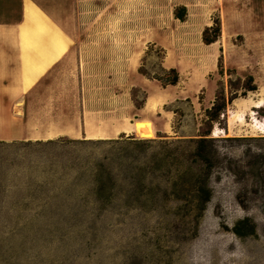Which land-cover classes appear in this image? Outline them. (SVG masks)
Here are the masks:
<instances>
[{"label": "rangeland", "instance_id": "obj_1", "mask_svg": "<svg viewBox=\"0 0 264 264\" xmlns=\"http://www.w3.org/2000/svg\"><path fill=\"white\" fill-rule=\"evenodd\" d=\"M180 2L214 10L212 24L217 18L221 23L216 42L203 41L207 26L199 32L178 20ZM229 3L241 18L227 12L224 27L219 9H225V0L56 3L62 60L51 73L58 104L91 112L104 106L110 115L111 104L130 93L143 106L145 91L123 76H131L135 53L153 32L173 41L170 52L182 76L173 91L191 96L165 105L174 112L170 133H124L115 144L84 146L89 158L105 156V172L115 176L106 182L113 198L97 211H49L41 207L44 196L33 192L57 186L49 171L62 161L71 164V155L49 154L55 146L38 140L0 141V264H264L263 2ZM247 5H253L252 14ZM160 48L166 57L168 49L155 44L142 58L141 65L153 74H163ZM249 75L256 91L245 89ZM203 77L215 83L213 93L202 86ZM217 92L237 97L221 122L213 123L208 167L192 152L194 138L210 128L206 110ZM259 101L262 106L253 108ZM12 129L0 123V136H12ZM128 136L136 141H127ZM64 149L72 152L75 146L66 143ZM125 149L131 155L118 158Z\"/></svg>", "mask_w": 264, "mask_h": 264}, {"label": "crops", "instance_id": "obj_2", "mask_svg": "<svg viewBox=\"0 0 264 264\" xmlns=\"http://www.w3.org/2000/svg\"><path fill=\"white\" fill-rule=\"evenodd\" d=\"M61 1L63 0H0V114H6L4 120L0 118L3 121L0 123L13 126L12 136H0V141H46L59 137L113 138L120 133L136 132L141 129L137 126L142 124L149 125L147 130L150 133L172 132L174 112L165 109V105L176 98L190 97V92H174L176 85L164 87L159 81L147 78L139 71L147 44L150 43L166 47L168 52L162 66L179 71L180 64L173 61V52H170L173 41L158 32H153L146 38L135 53L131 76H123L129 80L131 87L145 91L143 106H137L130 93H123V99L111 104L113 107L111 106L110 111L114 114L110 115H106L108 110L105 111L104 106L100 111L91 112L78 110L76 104L66 106L57 103L58 95L54 89L56 77L51 71L62 60V26L60 13L56 11V3ZM228 1L232 0H225L227 6L219 9L223 27L228 20L227 12H232L233 18H241L233 3ZM262 2L264 10V0ZM178 5L187 9L186 19L178 20L187 23L192 29L202 32L212 24L210 16L214 10L208 13L203 8L190 7L187 2L177 3L175 7ZM252 6L247 5V12L250 14L254 11ZM202 86L206 91H215V83L205 77Z\"/></svg>", "mask_w": 264, "mask_h": 264}, {"label": "trees", "instance_id": "obj_3", "mask_svg": "<svg viewBox=\"0 0 264 264\" xmlns=\"http://www.w3.org/2000/svg\"><path fill=\"white\" fill-rule=\"evenodd\" d=\"M183 10L184 12H181ZM187 9L181 7L175 11V16L180 20L186 19ZM221 36V23L220 19L214 20L211 26H207L203 31V41L206 44L216 42ZM155 44L150 43L146 54ZM160 51L164 54L166 52L163 48ZM220 73L223 74L224 68L222 64V56L219 59ZM163 74H153L145 68V65H141L139 71L147 78L159 81L164 87L167 85H177L180 80V73L176 68H165L161 64ZM255 79L253 75H249L247 82L249 86H245L246 90L256 91L258 86L254 83ZM237 95H233L230 98H226L223 92L216 94V99L211 108L206 110V122L209 123L210 128L201 132L197 138H194L195 148L192 152L197 156L200 161L208 167H211L213 158V151L209 144L212 142L210 137L211 128L214 122H221V115H226V109L228 104L236 98ZM189 100V98H188ZM125 135H121L119 139H85V138H69L59 137L56 139L38 141L39 144L54 145L55 150L50 151L49 154H54L62 159L66 154L72 156V163L60 162V168H54L49 171V174L57 181V186L54 187H38L33 192L42 194L43 201H45L41 207L49 211L62 212L67 214H78L82 212L97 211L100 208V203L106 199H111L114 196V191L106 187V182L113 180L115 177L111 171L105 172V156L102 158L92 157L89 158L87 154L82 152L84 146L96 145L100 143H118L120 139ZM135 136H128L127 141H136ZM129 142V143H130ZM70 143L75 146V149L70 152L64 149L65 144ZM52 152V153H51ZM118 158L125 159L131 155V152L127 149L121 150L116 153ZM110 155L107 156V158ZM85 164V165H84ZM60 181V182H58ZM35 193V194H36Z\"/></svg>", "mask_w": 264, "mask_h": 264}, {"label": "bare ground", "instance_id": "obj_4", "mask_svg": "<svg viewBox=\"0 0 264 264\" xmlns=\"http://www.w3.org/2000/svg\"><path fill=\"white\" fill-rule=\"evenodd\" d=\"M163 98V97H162ZM164 99V98H163ZM169 100V99H168ZM158 101V100H157ZM149 106H151V105H149ZM255 107H259V106H262V102L261 101H259L258 103H256L255 105H254ZM153 107V106H152ZM154 112V111H153ZM157 112V111H156ZM114 114V113H113ZM144 122V121H143ZM124 123H125V121H124ZM128 123H130V122H128ZM128 123H127V125H128ZM113 124V123H112ZM125 125H126V123H125ZM130 125V124H129ZM126 127V126H125ZM124 127V128H125ZM130 127V126H129ZM137 127L138 128H141V129H137ZM137 127H134V128H136L137 130H136V132L137 131H139V132H142V133H150L147 129H149V125H145V126H143V124H142V126H140V125H138ZM262 127H264V124L262 125ZM123 128V129H124ZM130 128H132V126L130 127ZM130 128H128V129H130ZM258 128H259V130H261V127H259L258 126ZM87 129H88V127H87ZM104 129V128H103ZM126 129V128H125ZM143 129V130H142ZM145 130H147V131H145ZM59 131V130H58ZM57 131V132H58ZM109 131V130H108ZM133 131V130H132ZM60 132V131H59ZM62 132V131H61ZM89 132H90V130H89ZM100 132V131H99ZM98 132V133H99ZM102 132V131H101ZM114 132H116V131H114ZM55 134V133H54ZM91 134V133H90ZM95 134V133H94ZM93 134V135H94ZM113 134V133H112ZM121 134V133H120ZM97 135V134H96ZM107 135H109V134H107ZM114 135V134H113ZM112 135V136H113ZM59 136V135H58ZM90 136V135H89ZM92 136V135H91ZM96 137V136H95ZM98 137V136H97ZM99 139H101V138H99Z\"/></svg>", "mask_w": 264, "mask_h": 264}]
</instances>
